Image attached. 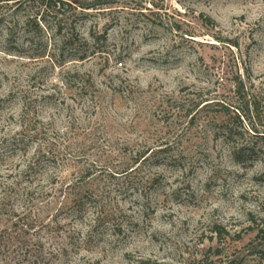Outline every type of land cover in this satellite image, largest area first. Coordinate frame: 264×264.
<instances>
[{"label":"rangeland","instance_id":"obj_1","mask_svg":"<svg viewBox=\"0 0 264 264\" xmlns=\"http://www.w3.org/2000/svg\"><path fill=\"white\" fill-rule=\"evenodd\" d=\"M263 252L264 0H0V264Z\"/></svg>","mask_w":264,"mask_h":264},{"label":"trees","instance_id":"obj_2","mask_svg":"<svg viewBox=\"0 0 264 264\" xmlns=\"http://www.w3.org/2000/svg\"><path fill=\"white\" fill-rule=\"evenodd\" d=\"M83 7L89 8L90 5H85ZM253 135H256V132ZM233 136H234V132L231 129L224 130L222 132V137L226 141L228 139H232ZM231 153H232V156L234 157V159L237 163H242V161H244L245 159L252 157V154L254 153V148L251 147L247 142H241V143H237L233 146V150ZM254 247H257V245H255ZM253 253H256V252H253ZM263 254H264V252H263Z\"/></svg>","mask_w":264,"mask_h":264}]
</instances>
